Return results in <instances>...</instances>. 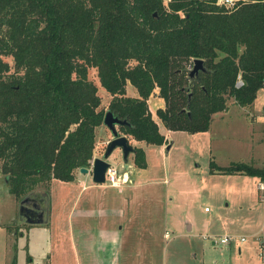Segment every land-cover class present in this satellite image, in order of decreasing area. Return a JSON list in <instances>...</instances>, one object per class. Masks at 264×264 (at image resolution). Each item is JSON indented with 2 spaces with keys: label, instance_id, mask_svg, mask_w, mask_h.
<instances>
[{
  "label": "trees",
  "instance_id": "1",
  "mask_svg": "<svg viewBox=\"0 0 264 264\" xmlns=\"http://www.w3.org/2000/svg\"><path fill=\"white\" fill-rule=\"evenodd\" d=\"M216 1L0 0V173L7 192L20 200L89 166L105 111L89 68L110 95L106 110L127 122L120 133L145 144L164 142L146 102L154 92L163 100L154 115L171 131H206L228 100L249 106L264 85V0L230 8ZM193 59L205 70L187 89ZM126 84L134 96L125 94ZM132 162L145 168L141 148ZM208 167L264 179L263 167L244 162Z\"/></svg>",
  "mask_w": 264,
  "mask_h": 264
},
{
  "label": "rangeland",
  "instance_id": "2",
  "mask_svg": "<svg viewBox=\"0 0 264 264\" xmlns=\"http://www.w3.org/2000/svg\"><path fill=\"white\" fill-rule=\"evenodd\" d=\"M4 60L10 72L11 60ZM87 76L96 86L100 99L98 108L106 110L110 95L99 86L94 68L88 69ZM134 92V88L126 84L125 94L130 96ZM226 104L225 111L210 119L206 131L165 132L163 129L166 138L161 145L169 144L166 153L163 149L156 151L157 145L143 141L135 145L130 139L134 148L142 149L145 168L148 166L153 176L137 181L144 184V190L141 192L143 200L136 205L135 222L131 226L122 224V229H129L127 237L122 240L118 255H114L115 248L103 255V264H109L112 258L111 264H259V260L264 259V199L256 191L255 178L221 174L208 167L212 161L217 166L244 162L264 168V129H257L264 127V85L256 91L249 106L240 107L231 100ZM150 108L153 109L152 102ZM152 117L161 129L154 113ZM95 131L93 149L99 145L96 157H100L108 135L101 124ZM107 161L122 179L120 185L136 182L138 168L132 162V154L128 156L127 169L121 164L119 150ZM76 178H79L76 183L83 182V176ZM150 178H162L165 182L160 179L154 182ZM4 187L0 173V232L8 233L5 229L9 226L8 231L21 230L25 234L27 225L20 222L18 206H14L13 196ZM106 190L107 193L117 192L115 188ZM112 201L115 206L122 204L115 195ZM118 225L121 223H116V227ZM226 235L232 240L221 244L219 238ZM11 240L8 237L0 239V264H25L28 256L24 244L16 249L8 244Z\"/></svg>",
  "mask_w": 264,
  "mask_h": 264
},
{
  "label": "crops",
  "instance_id": "3",
  "mask_svg": "<svg viewBox=\"0 0 264 264\" xmlns=\"http://www.w3.org/2000/svg\"><path fill=\"white\" fill-rule=\"evenodd\" d=\"M133 94L135 95V92ZM146 102L151 114L154 113L156 108L163 107V100L156 96L155 92L147 98ZM150 102H152L153 109L150 108ZM222 112L212 114L211 118L215 114ZM102 128L107 132L108 139L106 141H108L110 134L103 125ZM262 128L264 129L262 126L257 127V129L261 130ZM163 129L165 132H170L171 130H167L163 126L159 129L164 138H166ZM252 131L250 132L253 133ZM125 136L129 142L131 139L135 145L137 144L138 141L128 135ZM98 146L96 145L92 150L93 157L97 156L96 149ZM154 148L158 152L161 149L164 150V153L167 152L164 145H157ZM150 150L153 151L154 149ZM146 156L145 152L147 160ZM147 167L136 169L135 183L121 184L117 187L104 183L94 184L91 181L90 172L82 174L78 170L74 172L72 181L65 182L52 179L49 188L42 192L47 195L48 200L46 221L42 224H30L19 219L20 222L27 225L25 234L21 230L8 231L9 226H7L5 230L8 233H5V231L3 233L0 232V239L8 237L9 240L12 238L11 242L8 241V244H13L16 249H19L24 244L23 247L26 249L28 256L25 264H103L101 261V258L103 259L104 257L103 255L106 252H111L114 248V255H118L117 251L122 245V240L127 237L126 232L129 229H122V224L129 223V226H131L135 222L137 216L136 205L140 200H143L141 192L144 190V184L137 181L146 179L144 177L153 176L150 173L153 171H150ZM79 175L83 176V182L76 183L75 181L79 180L76 177ZM150 179L154 180V182L159 181V179L165 182L162 178ZM107 188H115L117 192L107 193ZM4 189L7 192L5 187ZM139 191L140 195H138ZM114 195L120 198L121 205L115 206L113 204L112 197ZM14 202V206H18L19 200L14 198ZM116 223H121V225L116 227ZM189 229L188 225L187 230ZM5 242L4 244H6ZM112 260L113 258L109 264L112 263ZM113 264L115 263L113 262Z\"/></svg>",
  "mask_w": 264,
  "mask_h": 264
},
{
  "label": "water",
  "instance_id": "4",
  "mask_svg": "<svg viewBox=\"0 0 264 264\" xmlns=\"http://www.w3.org/2000/svg\"><path fill=\"white\" fill-rule=\"evenodd\" d=\"M152 15H155L153 12ZM203 62L200 59H193L190 67L187 69L188 85L187 89L192 85L194 79L199 72L204 71ZM190 93L187 94L186 104H188ZM262 113L264 114V107ZM101 124L108 130L110 139L106 142L104 150L100 157H92L90 168H79V173L86 174L90 172L91 181L94 184L104 183V174L110 163L107 159L114 150H119L121 164L127 169V161L129 154H133L134 147L128 141L125 135L118 131L119 126L127 125L125 119H121L114 115L111 111L105 110L102 116ZM169 148V144L165 146V150ZM48 200L45 193L33 191L23 196L18 202V217L22 222L30 224H42L47 219Z\"/></svg>",
  "mask_w": 264,
  "mask_h": 264
},
{
  "label": "built area",
  "instance_id": "5",
  "mask_svg": "<svg viewBox=\"0 0 264 264\" xmlns=\"http://www.w3.org/2000/svg\"><path fill=\"white\" fill-rule=\"evenodd\" d=\"M237 0H217L216 4L217 5H222L225 8H230V7H234L235 6V2ZM190 67V66H189ZM241 82L237 81L236 85H240ZM104 184H107L109 186H113V187H117L120 185V182L122 181V179L116 174V171L113 167H111L109 165V167L106 169L105 174H104ZM255 188L256 191H259L261 193V197L264 199V179H259L256 180L255 182ZM206 210V209H205ZM232 240L231 236H222L219 238V242L221 244H227L229 241ZM241 241L243 240V238L240 239ZM259 264H264V259L261 258L259 260Z\"/></svg>",
  "mask_w": 264,
  "mask_h": 264
}]
</instances>
